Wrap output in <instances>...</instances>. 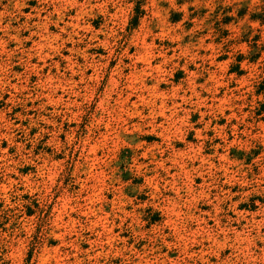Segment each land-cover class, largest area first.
Here are the masks:
<instances>
[{
  "label": "rangeland",
  "instance_id": "obj_1",
  "mask_svg": "<svg viewBox=\"0 0 264 264\" xmlns=\"http://www.w3.org/2000/svg\"><path fill=\"white\" fill-rule=\"evenodd\" d=\"M264 0H0V264H264Z\"/></svg>",
  "mask_w": 264,
  "mask_h": 264
},
{
  "label": "trees",
  "instance_id": "obj_2",
  "mask_svg": "<svg viewBox=\"0 0 264 264\" xmlns=\"http://www.w3.org/2000/svg\"><path fill=\"white\" fill-rule=\"evenodd\" d=\"M261 20H264V13H262V16H260Z\"/></svg>",
  "mask_w": 264,
  "mask_h": 264
}]
</instances>
